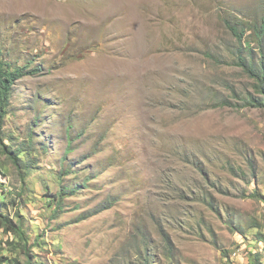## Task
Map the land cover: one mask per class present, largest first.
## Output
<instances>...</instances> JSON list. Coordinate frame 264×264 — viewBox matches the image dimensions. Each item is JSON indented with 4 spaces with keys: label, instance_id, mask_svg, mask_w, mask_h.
<instances>
[{
    "label": "rangeland",
    "instance_id": "obj_1",
    "mask_svg": "<svg viewBox=\"0 0 264 264\" xmlns=\"http://www.w3.org/2000/svg\"><path fill=\"white\" fill-rule=\"evenodd\" d=\"M230 24L264 61V0H0L3 143L48 147L26 176L0 144L24 230L0 264H264V93ZM46 184L80 189L55 215Z\"/></svg>",
    "mask_w": 264,
    "mask_h": 264
},
{
    "label": "trees",
    "instance_id": "obj_2",
    "mask_svg": "<svg viewBox=\"0 0 264 264\" xmlns=\"http://www.w3.org/2000/svg\"><path fill=\"white\" fill-rule=\"evenodd\" d=\"M229 27L233 31L234 35L237 37V39L241 42V48L239 50V53L237 54V60H239V65L242 66L244 69H246L250 74L257 77L259 80V86L261 88V91L264 93V61L260 60V62H257V59L254 56V48L251 46V43L246 40L243 42L244 38V29H239L236 25L230 24ZM254 34L256 36V40L259 43V47L264 46V24H261L260 26L254 25ZM243 43V44H242ZM250 43V44H248ZM243 53V54H242ZM264 54V52H263ZM264 57V56H263ZM25 72V67L23 66H7L5 64L0 65V122L4 118L3 112L6 111L7 106L10 104V98H11V88L14 84H16V80L20 78ZM252 105L264 107V99L256 100V102H252ZM2 131V125L0 123V144L3 146L4 149H1L2 153H7L9 159L12 161L13 165L19 170V172L22 175H29L33 169H37L35 166L37 165L36 158L34 159L33 152H37L40 154L39 149L34 147L35 142H39L42 146V150L44 153H48V147L45 145V141H36L35 131L32 130L29 132L28 138L30 139V145L29 144H22L18 149L13 151H9L10 146L3 143V131ZM27 145L28 148L25 146ZM23 147V148H21ZM14 154V155H12ZM38 159V158H37ZM1 172V170H0ZM69 172V171H68ZM4 174V172H2ZM68 174V173H65ZM58 180L62 179V174L60 176H56ZM90 177L87 178V182H89ZM0 186H3V189L0 191V225L5 228L7 231H11L13 233H16L18 236H21L24 234V230L22 226L19 223H13L10 218L6 214V209H8L9 206V200H12L13 203L11 204H17V197H10L9 195L12 194L11 190L7 188L4 185V183H0ZM47 189L46 193V203L45 207H52L54 204L55 207L53 208V211L51 210L52 214L58 215L59 210L62 209L63 201L62 199H65L66 197L77 194L78 189L76 187H66L63 184H61V188L57 194H52L49 192V190L53 187L46 184L45 185ZM65 187V188H64ZM19 197H21L23 194L21 192L17 193ZM17 196V195H16ZM50 196L53 198L51 199ZM9 199H8V198ZM61 198V199H58ZM57 207L59 209L57 210ZM111 208V204L109 203V207ZM1 260H7V257H2ZM31 264V262H29ZM38 264H43V261H39ZM154 264V263H152Z\"/></svg>",
    "mask_w": 264,
    "mask_h": 264
},
{
    "label": "bare ground",
    "instance_id": "obj_3",
    "mask_svg": "<svg viewBox=\"0 0 264 264\" xmlns=\"http://www.w3.org/2000/svg\"><path fill=\"white\" fill-rule=\"evenodd\" d=\"M112 205V204H111Z\"/></svg>",
    "mask_w": 264,
    "mask_h": 264
}]
</instances>
